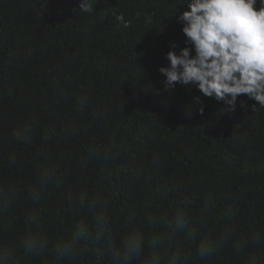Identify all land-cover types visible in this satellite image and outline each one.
Masks as SVG:
<instances>
[{
	"label": "trees",
	"instance_id": "trees-1",
	"mask_svg": "<svg viewBox=\"0 0 264 264\" xmlns=\"http://www.w3.org/2000/svg\"><path fill=\"white\" fill-rule=\"evenodd\" d=\"M184 2L94 0L89 14L79 0H0L9 264H56L57 244L80 224L87 239L61 264H117L131 232L145 240L131 264H143L177 211L189 217L171 244L181 264H264V108L241 95L220 113L222 102L193 85L165 89L166 53L186 46L175 16ZM31 237L42 247L26 254ZM201 243L211 257L197 256Z\"/></svg>",
	"mask_w": 264,
	"mask_h": 264
},
{
	"label": "clouds",
	"instance_id": "clouds-1",
	"mask_svg": "<svg viewBox=\"0 0 264 264\" xmlns=\"http://www.w3.org/2000/svg\"><path fill=\"white\" fill-rule=\"evenodd\" d=\"M94 0H79V9L84 13L95 12ZM98 0H95V5ZM185 0L181 4L187 8L176 18L182 25L186 46L175 50V45L166 53L167 66L159 72L164 76L166 90L177 84L195 86L204 96L212 97L223 106L220 113L234 111L237 98L246 95L254 99L255 106L264 108V0ZM117 21L124 27L130 25L121 13ZM200 104L199 114L203 115V105L199 96L193 98ZM243 106V102H241ZM189 217L184 211H177L171 219H165V231L147 242L148 254L143 264H181L179 250H172L174 236L181 232ZM87 228L78 225L71 240L56 246V264L71 260L77 252V244L87 239ZM192 234L189 233V236ZM42 243L35 237L24 243L26 254L34 253ZM237 250L241 245L237 243ZM145 240L138 232H131L123 240V251L116 257L117 264H131L143 256ZM213 248L201 243L197 256L203 260L213 255ZM10 253L0 249V264H9ZM249 264H258L257 258Z\"/></svg>",
	"mask_w": 264,
	"mask_h": 264
}]
</instances>
